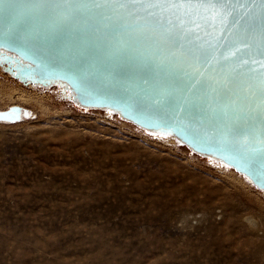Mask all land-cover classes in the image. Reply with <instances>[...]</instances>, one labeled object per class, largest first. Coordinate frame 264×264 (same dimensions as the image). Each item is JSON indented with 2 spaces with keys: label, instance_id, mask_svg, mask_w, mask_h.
Returning <instances> with one entry per match:
<instances>
[{
  "label": "rangeland",
  "instance_id": "rangeland-1",
  "mask_svg": "<svg viewBox=\"0 0 264 264\" xmlns=\"http://www.w3.org/2000/svg\"><path fill=\"white\" fill-rule=\"evenodd\" d=\"M0 66V264H264V191Z\"/></svg>",
  "mask_w": 264,
  "mask_h": 264
},
{
  "label": "water",
  "instance_id": "water-1",
  "mask_svg": "<svg viewBox=\"0 0 264 264\" xmlns=\"http://www.w3.org/2000/svg\"><path fill=\"white\" fill-rule=\"evenodd\" d=\"M238 2L240 16L243 5H254L259 24L264 0ZM49 7L59 14L44 11ZM90 8L85 0H0V66L23 83L61 88L78 107L172 138L264 191V61L228 65L220 47L209 65L171 64L135 38L131 29L143 21L104 19ZM226 23L201 32L200 43L222 45L251 20ZM35 116L20 105L0 109L5 123Z\"/></svg>",
  "mask_w": 264,
  "mask_h": 264
},
{
  "label": "snow or ice",
  "instance_id": "snow-or-ice-1",
  "mask_svg": "<svg viewBox=\"0 0 264 264\" xmlns=\"http://www.w3.org/2000/svg\"><path fill=\"white\" fill-rule=\"evenodd\" d=\"M66 2L67 0H60V3ZM85 2L92 5V8L87 9L89 14L95 10V14L104 19L123 21L127 17H132L134 21H143L139 27L131 29L136 34L135 38L138 42L155 48L157 53L171 64L195 62L209 65L220 47L225 49L220 53V59L228 65L239 63L243 66L250 61L252 63L264 61V12L260 13V23L257 24L254 5H243L247 13L240 16L238 9L242 5L238 0L235 3L234 0H85ZM44 11L59 14L60 10L58 7H49ZM64 11L71 14L68 9ZM74 11L83 15L79 8H75ZM243 19L251 20L243 35L234 32L231 39L222 45L207 43L205 46L204 43H200L201 32L207 33L208 29H214L218 23L224 24L227 28L226 21L237 23ZM236 41L244 47L236 46Z\"/></svg>",
  "mask_w": 264,
  "mask_h": 264
},
{
  "label": "flooded vegetation",
  "instance_id": "flooded-vegetation-1",
  "mask_svg": "<svg viewBox=\"0 0 264 264\" xmlns=\"http://www.w3.org/2000/svg\"><path fill=\"white\" fill-rule=\"evenodd\" d=\"M15 71V70H14ZM57 88H59V87H57ZM60 90L63 92V94L66 96V94H67V92H64L61 88H60ZM59 90V91H60Z\"/></svg>",
  "mask_w": 264,
  "mask_h": 264
},
{
  "label": "bare ground",
  "instance_id": "bare-ground-1",
  "mask_svg": "<svg viewBox=\"0 0 264 264\" xmlns=\"http://www.w3.org/2000/svg\"><path fill=\"white\" fill-rule=\"evenodd\" d=\"M3 110V109H2ZM217 165V164H216ZM227 168H229L228 166H226Z\"/></svg>",
  "mask_w": 264,
  "mask_h": 264
}]
</instances>
